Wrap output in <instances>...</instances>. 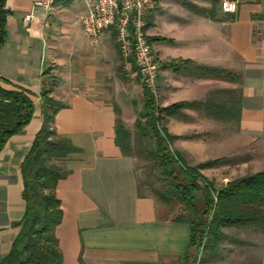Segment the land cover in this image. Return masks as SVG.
Listing matches in <instances>:
<instances>
[{
	"label": "crops",
	"instance_id": "1",
	"mask_svg": "<svg viewBox=\"0 0 264 264\" xmlns=\"http://www.w3.org/2000/svg\"><path fill=\"white\" fill-rule=\"evenodd\" d=\"M75 1L58 0L51 9L34 7L29 0L6 1L1 84L26 89L35 112L0 151V263L21 230L26 211L22 164L43 125L42 92L52 88L51 97L65 105L56 114L54 128L79 148L62 160L68 174L55 190L63 211L56 228L62 264H193L188 258L194 253L189 248V220L179 219L156 196L141 193L136 160L117 141L120 114L111 86H119L122 79L117 74L115 30H105L93 43L80 22L88 8L84 0L73 24L62 16ZM30 11L36 19L26 23ZM147 21L150 40L160 38L151 40L162 64L159 106L206 103L213 101L215 88H239L236 126L230 130L206 108L186 107L167 121L169 132L179 136L171 147H200L198 135H203L205 154L185 157V163L194 167L227 159L226 164L200 170L217 190L264 171V0H241L232 14L221 11L220 0H159ZM179 59L238 72V85H221L215 77L197 78L167 65ZM49 77L56 82L49 85ZM121 115L125 118L124 112ZM249 230L264 238V232L253 227H224L227 237H210L200 250V264H264V239H246L243 234Z\"/></svg>",
	"mask_w": 264,
	"mask_h": 264
},
{
	"label": "trees",
	"instance_id": "2",
	"mask_svg": "<svg viewBox=\"0 0 264 264\" xmlns=\"http://www.w3.org/2000/svg\"><path fill=\"white\" fill-rule=\"evenodd\" d=\"M8 14L6 7L1 5L0 47L4 45L7 36ZM167 65L176 72L197 78H217L220 71L225 72L198 65L190 59H179ZM2 81L0 76V151L13 135L27 126L35 112L34 101L26 89H6L2 86ZM143 90L144 122L138 121L137 127L142 136L155 140L156 150L148 153L154 161V166L170 178L164 189L157 191L156 197L167 204H186L193 213L188 222L189 248L194 249V253L189 252L188 258L192 262L196 261L204 240L207 247L210 237L216 241L226 238L227 235L222 231L224 227H253L264 232V171L234 179L217 190L215 184L203 176L199 169L214 166L218 159L206 161L197 167H187L179 152L171 147L177 136L170 134L165 126L167 117L177 115L183 108L190 107L206 108L218 118L221 107L214 101H181L161 107L155 94ZM51 91L52 88H46L42 92L43 125L22 164V192L26 211L19 223L21 230L10 253L0 264L63 263L56 236V228L62 221L63 211L55 190L58 181L68 174L62 160L69 154L78 152L79 148L69 139L60 137L54 128L56 114L65 105L51 97ZM233 103L235 105L232 111L238 115L237 102ZM226 110L225 108L223 111ZM128 140L129 132L119 121L117 141L125 152L130 154L126 149ZM198 201H203L202 208H199Z\"/></svg>",
	"mask_w": 264,
	"mask_h": 264
},
{
	"label": "rangeland",
	"instance_id": "3",
	"mask_svg": "<svg viewBox=\"0 0 264 264\" xmlns=\"http://www.w3.org/2000/svg\"><path fill=\"white\" fill-rule=\"evenodd\" d=\"M54 5L51 8H53ZM80 5H83V1L76 0L74 3V6L70 7L71 8L70 10L63 11L62 16L66 15L68 17L67 18L68 23L73 24L74 21L77 19L76 9L80 7ZM116 55H117V58L119 61V67H120L117 71V74L122 79V82L117 87L111 86V90L115 93L114 94V99H116L115 106L118 110V113L120 114V118L118 119L120 122L126 123L125 127L127 128L129 132V140H128V143L126 144V149L131 154V156L135 158L134 160H136V171H137L136 174L138 177L141 192L156 196L157 191L163 190L165 187V184L169 183L170 178L168 177L167 174L161 173V170L157 166L156 167L154 166V161L153 159H151L148 153V151L156 150L155 140L142 136L139 128L137 127L138 121L144 122V114H145V108L143 104L144 103V90H143L144 86L142 85L140 77L136 75L135 69H132L130 71L126 68L125 60L121 56L119 48L117 50ZM221 70L225 71V72L220 71L219 76H217V79L220 80L221 85H222V82H228L230 84L234 83L235 85L236 84L238 85V82H239L238 72H233V71L226 70V69H221ZM47 80H49L48 81L49 85H52V83L56 82V80L53 79L52 77H49V79ZM106 87L110 89L109 85ZM213 96H214L213 97L214 103H216L219 107H221L220 108L221 112L220 111L218 112L219 114H218L217 119L221 120L223 123H225V125L227 126L229 125L230 130H231L233 126L237 125V123L235 122V118H233L234 113L232 111L233 109L232 107L235 105L233 101L237 102L239 98V88H234V89L232 88L227 89V87L226 88L224 87L215 88L213 90ZM157 102L159 105V90H158ZM225 108L227 110L223 111L225 110ZM122 112H124L125 118H122V115H121ZM168 119L169 117L166 118V122H165L166 127H167ZM202 137L204 136L198 135L199 139L197 140V143H199L200 147L196 146V147H192L191 149L187 151H183V150L178 151L181 158H183L184 163L185 161H187L186 158L190 160V158L197 157V156H203L205 154V149L201 146ZM177 138H179V136H177ZM211 160H217V159H211ZM207 161H210V160H207ZM226 163H227V159L218 158V162L212 167L214 168V167L219 166L220 164H226ZM194 167H197V166H194ZM212 167H208V168H212ZM200 170L201 169H199V171ZM165 204L171 207V209L173 210L176 216L184 217L186 219H190L193 216V213L191 212L189 207L186 206V204H182L180 202L175 203V204H167V203ZM197 204L199 208H202L203 201H198ZM255 230L261 231L258 229H255ZM251 232L252 231L248 232L249 234H243V237L245 236L246 239H250V241L252 242L254 241L261 242V240L264 239V238H259V236L255 235L254 233L251 234Z\"/></svg>",
	"mask_w": 264,
	"mask_h": 264
},
{
	"label": "built area",
	"instance_id": "4",
	"mask_svg": "<svg viewBox=\"0 0 264 264\" xmlns=\"http://www.w3.org/2000/svg\"><path fill=\"white\" fill-rule=\"evenodd\" d=\"M7 0H0L6 6ZM25 1V0H16ZM34 7L50 9L58 0H29ZM87 12L80 19L87 37L95 43L103 32L114 28L121 56L128 70L135 69L144 89L158 98V77L162 68L153 49L148 34V15L154 10L159 0H84ZM241 0H220L221 11L225 14L237 12ZM36 19L33 11L26 13L24 21L31 23ZM205 240L200 247L193 264H200Z\"/></svg>",
	"mask_w": 264,
	"mask_h": 264
}]
</instances>
